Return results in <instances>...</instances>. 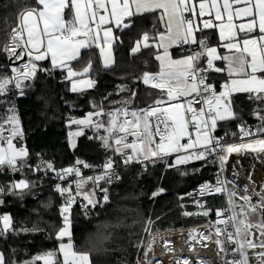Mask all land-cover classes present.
Listing matches in <instances>:
<instances>
[{
    "label": "snow or ice",
    "instance_id": "1",
    "mask_svg": "<svg viewBox=\"0 0 264 264\" xmlns=\"http://www.w3.org/2000/svg\"><path fill=\"white\" fill-rule=\"evenodd\" d=\"M196 2L197 0H192L191 3L190 0H37V5L42 8L27 7L20 12L17 27L12 28L9 33V42L0 48V53L9 60L12 72L10 76L0 75V97L13 90L23 95L24 88L28 86L25 81L34 79L38 71L50 74V69H44L37 63L49 57L53 68L67 70L66 79L72 83L73 92L78 90V84L92 87L94 81L91 79H73L87 75L91 63L78 73L71 68L68 61L76 60L81 49L95 44L101 48L104 65L108 67L111 56L105 55L101 43L110 49L112 43L118 39L113 35V21L115 27L123 31L135 25L136 17L146 13H158L156 23L162 24L163 28L158 29L154 23L151 31H142L131 46L130 53L135 55L142 49H156L155 59L160 62V71L145 72L137 79L153 89H159L161 96L147 108L129 111L136 92L131 91L127 85H122L119 90L129 92L130 95L119 102L120 107L106 111L103 101L94 102L93 111L85 119L74 122L95 127L97 131L103 129L107 133L99 137L103 146L120 155L125 165L132 162L143 164L145 161L155 163L154 158L163 159L174 153L176 159L168 164L169 167L194 160L208 161L209 158H213L214 162L218 161L220 171L215 184H202L198 195L205 197L225 194L227 207L215 210L217 219L214 222V231L213 226H210L206 234L200 230L189 232L188 248L194 255H198L197 245L206 247V241H213L218 251L225 256L229 251L226 245L233 246V257L239 256V259L225 258L224 264H264V184L257 186L249 176V184L241 188L235 180L222 178L224 166L232 153H256L264 162V0H198V13ZM213 10L214 20L220 23L216 24L213 19H208L203 22V28H219L222 46L228 50V54H220L218 48L209 45L206 38L197 39L195 36V32L202 29L194 24L191 16L203 17L207 13L212 17ZM186 13L189 15H185ZM237 18L246 19L247 22L237 26L233 22ZM40 22L43 24L42 29ZM93 24L97 28L95 32ZM102 25L105 26L103 37L99 33ZM257 31L258 35L253 36ZM237 33L245 35L240 38ZM173 44L196 45L197 49L189 51L179 59H173L169 52ZM161 48L163 55L159 54ZM25 57L28 58L27 62L22 67L17 66V62L24 61ZM218 60L223 62L224 67L215 65ZM212 72H226L229 77L241 78H232L217 93L215 86L209 82ZM235 92L248 93L249 100L258 102L252 112L259 121L255 129L247 125L233 110L232 94ZM182 99L186 100L187 107L184 103L175 102ZM7 112L8 115L0 118V144H7V148L0 147V167H7L15 172L26 166L28 153L23 147L17 150L13 144L17 136L22 137V132L19 130V118L14 106H10ZM229 120L238 121V133L234 132L231 136L233 139L238 138L239 143H228L225 138L213 135L218 122ZM190 127L195 133L194 136ZM228 135L225 131V137ZM129 136L133 137L131 142L128 140ZM185 138L187 142L182 143ZM81 163L77 161V165ZM115 163V160L109 158L102 165L101 174L89 177H84L79 167L57 170L50 162L35 169L52 171L60 181L75 177L66 187L59 183L55 186L61 195L66 194V202L61 209L63 226L57 232L58 240L69 237L68 243L62 242L59 245L63 264H88L87 254L73 251L67 214L77 195L82 194L87 205L95 207L99 203L94 199L96 188L104 193V202L109 200L108 190L100 186V181L110 184L113 179L119 178L114 168ZM84 167L89 166L84 164ZM89 182L96 186L91 191L85 189ZM73 184L75 193L72 191ZM29 188L30 182L21 179L7 190L0 188V196L6 192L22 196L24 190ZM254 196L258 198L255 202ZM194 202L199 211H185L184 215L207 217L213 211L201 200ZM2 203L0 200V204ZM0 223L3 224L0 235H5L12 223L10 215H0ZM249 236L254 239L250 240ZM154 243L155 237L144 253L146 264H154L157 259L149 256ZM250 248L257 249L251 261L248 252ZM168 251L177 250L169 248L165 241L164 252ZM55 255V252L46 253L44 264H57ZM0 264H5L3 253H0ZM171 264H181V261L173 260ZM182 264H189V260L183 259Z\"/></svg>",
    "mask_w": 264,
    "mask_h": 264
},
{
    "label": "trees",
    "instance_id": "2",
    "mask_svg": "<svg viewBox=\"0 0 264 264\" xmlns=\"http://www.w3.org/2000/svg\"><path fill=\"white\" fill-rule=\"evenodd\" d=\"M36 5V0H0V48L15 26L18 14ZM156 16L157 13L138 16L132 28L116 32L115 64L111 68L100 65L94 48L84 50L80 59L72 63L77 72L83 71L91 63L87 74L95 81L91 89L73 92L63 70L53 68L46 61L39 63L40 67L50 69V74L38 71L31 86L17 98L25 129L22 144L28 152L26 167L22 173L16 174L17 177L24 175L32 181L35 175L38 176L34 169L39 158H49L55 166L71 163L73 154L67 142L70 114L83 116L93 110L94 102L103 101L105 110L120 106L119 102L130 95L119 90L122 85L136 92L129 105L131 110L144 109L161 96L159 89H153L137 79L145 72L155 73L158 70L154 49H142L135 55L130 53L139 34L152 30ZM156 27L162 29L159 23H156ZM7 66V58L0 53V71ZM220 83L215 81V87H219ZM248 95H232L234 111L246 123L257 121L252 115L256 102L249 100ZM237 125V120L218 123L215 133L219 134L222 130L238 133ZM77 150L81 157L94 162L106 148L81 150L78 144ZM174 160L168 158L151 162L145 168L134 166L125 170L122 179L109 188V200L103 207H71L70 238L76 250L88 254L90 264H137L140 254L138 264H144V253L153 237L156 241L160 236L182 232L179 226L216 220L215 210L224 203L222 196L206 200L210 201L206 206L213 209L207 217L184 215L185 211L193 213L197 208L184 196L185 193L201 182L211 181L215 165L210 161L194 160L189 164L169 167L168 164ZM11 171L10 168L0 167V183L6 190L13 179L9 173ZM1 200L0 214L9 213L12 220L9 230L5 235H0V251L5 264H25L33 256L57 249L59 240L56 234L63 223V206L51 187L42 185L22 196L6 192ZM149 221L152 223L149 224ZM36 264H40L38 259Z\"/></svg>",
    "mask_w": 264,
    "mask_h": 264
},
{
    "label": "built area",
    "instance_id": "3",
    "mask_svg": "<svg viewBox=\"0 0 264 264\" xmlns=\"http://www.w3.org/2000/svg\"><path fill=\"white\" fill-rule=\"evenodd\" d=\"M185 15H188V13H186ZM17 20H18V16H17ZM14 27H17V21ZM13 27V28H14ZM11 31V30H10ZM9 31V33H10ZM9 33L7 34L6 39L4 40L3 45H5L6 43L9 42L8 37H9ZM176 48L183 53H188L191 50H196L197 46L195 45H178L176 46ZM6 57V56H5ZM7 58V57H6ZM8 60V59H7ZM28 58L25 57V60L22 62H17V66L22 67L23 63L27 62ZM202 66L203 63H202ZM12 75L10 66H9V60H8V66L0 71V75ZM33 79H30L28 81H25V84L28 85L27 87L24 88V90H26L29 86H31ZM215 90L217 93H219L220 91H222V87H215ZM19 94L17 93L16 90L11 91L9 94L0 97V118L5 117L6 115H8L7 109L10 106H14L15 110H16V115L19 118V130L22 132V137L21 136H17L14 140L13 143H16L18 141L23 142L24 138H25V129L20 117V112H19V106H18V102H17V98H18ZM120 107V106H117ZM148 107V106H147ZM145 107V108H147ZM196 107H199V105H196ZM129 111H131V109H129ZM190 115V114H189ZM122 119V117H121ZM129 119H131V117H129ZM247 125L251 126L253 129H255V126L253 123H248ZM190 131H193L190 127ZM225 131L226 130H222L220 131L219 134H216L215 131L213 133L214 136L216 137H222L225 138L226 142L228 143H239L240 141L236 140V139H232V138H228L225 137ZM194 132V131H193ZM79 133V134H77ZM84 133L83 130H75L72 132L71 136L68 137V143H69V149L71 151V153L73 154V158L70 164L65 165V166H55L54 162L49 159V158H39V160L37 161V163L35 164V169L38 166H42L45 162H50L55 169L60 170V169H67L69 167H79L82 175L84 177H89V176H96L101 174L102 172V165L109 159L112 158L113 160L116 161L114 168L116 173L118 174V179H113L112 183H105L104 181H100V186L101 187H105L107 188V194L109 197V188L117 183L118 181H120L122 179L123 176V172L131 167L134 166H140V167H147V165L151 162L149 161H145L143 164L142 163H137V162H132L129 163L127 165H125L122 162V157L118 154H115L112 150L106 148V150L104 151V153L99 156L98 158L95 159L94 162L89 161L87 159H84L83 157H81L79 155L78 152H76V148L78 145V138ZM6 135V134H5ZM7 138V136H6ZM159 138L157 137V140ZM238 139V138H237ZM70 140H72L73 145L70 144ZM129 142H131L133 140V137L129 136L128 137ZM182 143H184V140L181 141ZM4 145H6V143H4ZM113 147H115V145H113ZM124 151H131L129 149H124ZM255 154V153H254ZM234 156V155H233ZM168 158H176V154H172L168 157H164L163 159H159V158H154L156 159V161H161V160H166ZM247 159H236V158H232L230 157L228 159V161L226 162L225 166H224V171L222 174V178H227L228 180H235L236 183L242 188L245 184H249V179L248 177L251 176L252 180L256 182L257 181L255 179V175L259 170H264V162L261 161V159H256V163L253 161L252 164H248L249 160L255 159V156H247ZM77 161H81L82 163L77 165ZM210 162H212L215 165V169L213 171V175H212V180L211 181H204L201 182L199 184H197L196 186L190 188L184 196H186L187 198H189L191 200V203L193 204V206L197 207L195 204V200H201V202L205 203L206 200L210 197L213 196H222L224 203L223 205L220 207L221 208H226L227 207V196L225 194H215L212 196H205V197H200L198 195V189L200 188V186L204 183H212L215 184L216 182V177H217V173L220 171V165L218 161L213 160V158H209ZM240 161H244L246 163V165L242 166ZM248 161V162H247ZM251 162V161H250ZM190 163V162H189ZM84 164H87L89 167H84ZM36 173H38V178L40 179V181L42 182L40 186L45 185V186H49L51 187L59 196L60 198V202L61 205L64 206L65 202H66V194L65 195H61L59 192L56 191L55 186L56 184H61L62 187H66L67 184L71 181H73L75 179V177H68L67 180L65 181H60L57 180L55 178V173H53L52 171H48L45 172L43 171V169L41 171H35ZM258 186V185H257ZM94 187H96L95 185H93L91 182H89L86 186L85 189L87 191H91ZM72 191L75 193L76 192V188H75V184H73V188ZM191 194V195H189ZM103 195L104 193H102L101 191H99V188H96L95 191V196L94 199L99 201V203L93 207L92 205H87V201L83 199V195H77L75 198L74 203L72 204L71 207L77 205L79 207H81L82 209H95L98 207H103L105 205L106 202L103 201ZM241 195H243V193H241ZM258 199L257 197H253V201L255 202V200ZM84 205H87V207H84ZM215 222V221H214ZM214 222H210V221H204L198 224H194L191 226H179L180 228L183 229L185 235V239L180 241V245H181V254H180V259L181 261H183V259H188L189 260V264H224V259H228V260H232V259H239V256L237 255L236 257H233L232 253H231V248L233 247L232 245H226V247L229 249L227 256H225L224 253H220L218 251L217 245L213 242V241H206L205 243L207 244L206 247H200L199 245H197V249H198V255H194L192 253V251L189 250L188 248V244L186 238L189 234L190 231L193 230H200L201 232H204L205 234L207 233L208 229L210 226H213V231H214ZM231 230V229H229ZM250 240H253L254 237L249 236ZM257 251V249H248V252L250 254V261L253 258V254ZM174 260L179 259L178 255H174L172 257ZM182 264V263H181Z\"/></svg>",
    "mask_w": 264,
    "mask_h": 264
},
{
    "label": "crops",
    "instance_id": "4",
    "mask_svg": "<svg viewBox=\"0 0 264 264\" xmlns=\"http://www.w3.org/2000/svg\"><path fill=\"white\" fill-rule=\"evenodd\" d=\"M37 1V0H36ZM192 2V0H190V3ZM36 7H41L42 8V6H38V5H36ZM196 10H197V13H198V0H197V2H196ZM214 11L215 10H213V16L212 17H209L208 15H207V13L203 16V17H200V16H198V15H192L191 16V18L193 19V22H194V24L196 25V26H198V28L199 29H202V30H197L196 32H195V36H196V38L197 39H200V38H206L207 39V42H208V44L209 45H211V46H213V47H217L218 48V52L220 53V54H228V50L227 49H225L223 46H222V44H223V41H221V38H220V35H219V28L218 27H215V28H203V22L205 21V20H208V19H213L214 20ZM65 15H66V18H67V10H66V12H65ZM157 15H158V13H157ZM189 15V14H188ZM237 26H239L241 23H246L247 21H246V19H239V18H237V19H234V21H233ZM214 23H216V24H219L220 23V21H215L214 20ZM113 35L114 36H116L117 37V35H116V32H118V31H121L120 29H117L116 27H115V25H114V21H113ZM42 27H43V24H42V22H40V28L42 29ZM105 26H101L100 27V29H99V33H100V36L101 37H103V28H104ZM161 27L163 28V25L161 24ZM92 28H93V31L95 32V31H97V28H96V25L95 24H93L92 25ZM237 35L240 37V38H243L244 37V33H237ZM253 36H256V35H258V31L257 32H255V33H253L252 34ZM81 38H83V37H81ZM45 42H46V38H45ZM135 42V41H134ZM133 42V43H134ZM116 43V40L112 43V47L109 49L106 45H104V44H102L101 43V47H103L104 48V53H105V55H110L111 56V61H110V64H109V66L108 67H105V65H104V57L101 55V48L100 47H96V45L95 44H93V46L92 47H90V48H94L96 51H97V53H98V57H99V62H100V65L103 67V68H111L112 66H114V64H115V55H114V44ZM133 45V44H132ZM176 46H177V44H173L170 48H169V52H170V55H171V57L173 58V59H179V58H181V57H183L185 54H187V53H183V52H179L177 49H176ZM196 46V45H195ZM90 48H87V49H90ZM87 49H81V51H80V55H79V57L76 59V60H72V61H68V63H69V65L71 66V68L73 69V66H72V63L73 62H75V61H77V60H79L80 59V57H81V55H82V52L84 51V50H87ZM154 49V51H155V54H154V57H155V55L157 54L156 53V49L155 48H153ZM233 51H235V50H233ZM159 54H161V55H163V48H161L160 50H159ZM246 55V54H245ZM43 61H46V62H49V64L52 66V64H51V60H50V57H49V59H45V60H43ZM43 61H39V62H37L38 63V65H39V63L40 62H43ZM157 61V60H156ZM157 63H158V70L155 72V73H158L159 71H160V62L159 61H157ZM215 65L216 66H219V67H224V64H223V62L222 61H216L215 62ZM40 66V65H39ZM53 67V66H52ZM58 68V67H57ZM45 69V68H44ZM58 69H60V70H63L64 71V73H65V76H67V70L66 69H61V68H58ZM74 70V69H73ZM74 71H76V70H74ZM44 72V71H43ZM77 72V71H76ZM82 72V71H81ZM78 73H80V72H78ZM232 78H241V77H229L228 75H227V73L226 72H221V73H216V72H212L210 75H209V82L210 83H212L214 86H215V81H221V83H220V86L222 87V89H223V85L226 83V82H229L230 83V80L232 79ZM73 79H75V80H80V79H83V80H88V79H91L92 81H94V79H92L89 75H85V76H77V77H75V78H73ZM69 81V80H68ZM69 85H70V88H72V83L69 81ZM94 85H95V81H94ZM94 85L92 86V87H88L86 84H78V90L77 91H75V92H81V90H79V89H83L82 91H85V90H88V89H91V88H93L94 87ZM237 93H242V92H235V93H233L232 95H234V94H237ZM243 94H248V93H243ZM175 102H180V103H184V106L186 107L187 106V103H186V100H181V101H175ZM258 104V102H256V105ZM256 108V107H255ZM254 108V109H255ZM253 109V110H254ZM233 110H234V108H233ZM223 122H225V121H220V122H218V123H223ZM250 123H253L254 124V126L256 127L257 125H258V123H259V121L257 120V121H254V122H250ZM248 124V123H247ZM231 133V132H230ZM193 135H194V132H193ZM236 140H239V139H236ZM187 142V138H185L184 139V143H186ZM233 154V153H232ZM232 154L230 155V156H232ZM262 155H264V154H262ZM233 158V157H232ZM176 159V158H175ZM258 160V159H260V158H258L257 157V154L255 153V160ZM251 161V162H250ZM253 159L252 160H249V162H248V164H252L253 163ZM255 178H256V181H257V185L259 186V185H262V184H264V170H259L257 173H256V175H255ZM4 214H8V215H10L9 213H3V214H0V215H4ZM11 217V216H10ZM12 221V220H11ZM0 228H3V224L2 223H0ZM56 236H57V234H56ZM71 239V238H70ZM68 243L69 242V237H65L62 241L61 240H59V243H58V246H57V249L56 250H53V251H47V252H44V253H42V254H40V255H38L37 256V259L40 261V264H43L44 263V256H45V254L46 253H48V252H55V261L57 262V264H63V254L59 251V245H60V243ZM72 242V241H71ZM73 251H75V252H77L78 254H86V253H84V252H81V251H78V250H76V248L74 247V245H73ZM0 253H2L1 251H0ZM88 264H90V259H89V261H88Z\"/></svg>",
    "mask_w": 264,
    "mask_h": 264
},
{
    "label": "rangeland",
    "instance_id": "5",
    "mask_svg": "<svg viewBox=\"0 0 264 264\" xmlns=\"http://www.w3.org/2000/svg\"><path fill=\"white\" fill-rule=\"evenodd\" d=\"M187 107V106H186ZM255 107H257V105H255ZM109 110H112V109H109ZM93 111V110H92ZM107 111V110H106ZM89 112H91V111H89ZM89 112H87V113H85L83 116H77V115H75V114H70V116H69V120H68V125H69V130H68V132H67V142H68V140H69V138L68 137H70L71 136V134H72V132L73 131H75V130H83L84 131V133L78 138V144L80 145V149L82 150V148H84V149H88L89 151L91 150V149H93L94 151H98L102 146H103V143H102V141L99 139V137L100 136H102V135H107V133L103 130V129H100L99 131H97V129L95 128V127H92V126H89V125H87V124H84V125H80V124H77V123H75L74 121H78V120H81V119H85L86 117H87V114L89 113ZM86 131H89V133L88 134H86L85 132ZM231 134L232 133H229V137H231L232 139H233V137L231 136ZM194 135H195V133H194ZM193 135V136H194ZM239 141V140H238ZM101 144H100V143ZM14 145H15V147H16V149L17 150H19L21 147H23V148H25V146H24V144H22V142H17V143H13ZM70 144H72L73 145V142H72V140H70ZM78 146V145H77ZM96 146H101V147H96ZM0 147H3V148H7V144L6 145H4V144H0ZM68 147H69V143H68ZM26 149V148H25ZM27 151V150H26ZM76 152H78V150H77V148H76ZM28 153V152H27ZM230 157H234L233 156V154H232V156H229L228 157V159L230 158ZM228 159H227V161H228ZM226 161V162H227ZM187 164H189V163H187ZM26 167V166H25ZM23 169V168H22ZM22 169L21 170H19V171H11V172H9L12 176H13V179H11V181H10V186L14 183V182H17V181H19V180H21V179H23V180H26V181H28V182H30V188L29 189H25L24 190V194H27V193H30V192H32L34 189H37V187H39L40 185H41V181H40V179L38 178V176L37 175H35L34 176V178L32 179V181H30L29 179H27L26 177H24V175H21L20 177H17L16 176V174H20V173H22ZM34 171H35V169H34ZM10 186H9V188H10ZM5 186L2 184V183H0V188H4ZM17 191H19V190H17ZM6 194V193H5ZM4 194V195H5ZM3 196H0V200H1V198H2ZM208 202H210V201H206L205 202V204H208ZM220 209V208H219ZM199 211V209H198V207L197 208H195L194 210H193V213H195V212H198ZM190 212V211H189ZM68 216H69V223H70V233H71V222H70V215H71V208H70V211H69V213L67 214ZM215 218L217 219V217H216V215H215ZM206 221H210V222H214L213 220H206ZM216 221V220H215ZM192 225H194V224H192ZM62 226H63V223H62ZM61 226V227H62ZM182 226H184V225H182ZM189 226H191V225H189ZM168 229V228H167ZM170 229V228H169ZM163 230H165V229H163ZM149 232H152V231H148V233ZM172 234H174V233H172ZM147 236H148V234H147ZM146 236V237H147ZM164 236V235H163ZM163 236H160L156 241H155V243H154V245L152 246V248L155 246V244H156V242L158 241V240H160V239H162V238H166V237H163ZM166 236V235H165ZM71 237V236H70ZM168 237V236H167ZM143 247H144V244H143ZM143 247H142V250H143ZM142 250H141V253H142ZM84 253H86V252H84ZM87 254V253H86ZM152 254H153V252L151 251L150 253H149V256L151 257L152 256ZM88 255V254H87ZM141 255L142 254H140V257H139V259H138V261H137V264L139 263V261H140V258H141ZM37 256L38 255H36V256H33V257H31L30 259H29V261H28V264H33V262H34V264H36V259H37ZM44 264V263H43ZM144 264H146V262H145V259H144Z\"/></svg>",
    "mask_w": 264,
    "mask_h": 264
},
{
    "label": "bare ground",
    "instance_id": "6",
    "mask_svg": "<svg viewBox=\"0 0 264 264\" xmlns=\"http://www.w3.org/2000/svg\"><path fill=\"white\" fill-rule=\"evenodd\" d=\"M234 157L233 158H236L237 160L238 159H247L246 157L247 156H255L254 153L252 152H241V153H233ZM248 160V159H247ZM254 162L256 163L257 161L255 159H253ZM184 232V231H182ZM182 232H178V233H174V234H168V235H171V236H163V237H166V238H162L160 240H158L155 244V246L152 248V256L156 257L157 259L155 260L154 264H171V261H173L174 259L172 258L174 255H178L179 259L177 260H180L181 261V257H180V254L181 251V245H180V241H182L183 239H185V233H182ZM181 233V234H179ZM182 238V240H181ZM186 240H188V236L186 238ZM165 241H167V244H168V247L169 248H172V249H176L177 251H168V252H164V247H165ZM164 252V255L161 256V253ZM151 256V257H152ZM182 263V261H181Z\"/></svg>",
    "mask_w": 264,
    "mask_h": 264
},
{
    "label": "water",
    "instance_id": "7",
    "mask_svg": "<svg viewBox=\"0 0 264 264\" xmlns=\"http://www.w3.org/2000/svg\"><path fill=\"white\" fill-rule=\"evenodd\" d=\"M241 162V165L242 166H244V165H246V163L244 162V161H240ZM7 169H9V168H7ZM256 179V178H255Z\"/></svg>",
    "mask_w": 264,
    "mask_h": 264
}]
</instances>
